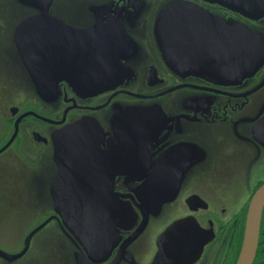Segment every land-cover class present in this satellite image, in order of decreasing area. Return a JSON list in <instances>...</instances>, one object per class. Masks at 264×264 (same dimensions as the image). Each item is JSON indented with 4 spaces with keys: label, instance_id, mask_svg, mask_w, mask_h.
Here are the masks:
<instances>
[{
    "label": "flooded vegetation",
    "instance_id": "1",
    "mask_svg": "<svg viewBox=\"0 0 264 264\" xmlns=\"http://www.w3.org/2000/svg\"><path fill=\"white\" fill-rule=\"evenodd\" d=\"M15 1L26 7L28 13L8 21L9 34H0V176L4 173L1 160L9 159V155H14V160L24 165L22 169L16 168L20 175L22 171L27 174L29 170L38 169L44 161L52 164L48 172V198L52 210L29 230L25 240L31 231L52 218L47 225L58 222L61 231L73 242L76 235L56 210L57 194L53 190L56 191L60 184H98L102 187L106 184L112 187L115 196L117 194L130 204L132 214L137 213L138 220L130 228L120 230L117 241L115 232L105 250L88 253L85 249V255L94 259L95 264H111L117 259L120 260L118 264H158L159 261L160 264H237L250 203L264 185V64L252 76L229 78L230 81L225 82L206 77L194 67L175 68L159 49L154 27L159 11L172 1L219 16L228 24L233 20L245 23L262 34L264 16L252 19L205 0H65L60 4V10L78 14L77 17L71 13L76 18H69L62 11L57 13L58 0H52L48 5L40 1L34 5ZM8 8L0 1V17L8 14ZM30 16L37 17L32 30L37 48L45 53L41 65L47 71L56 64L54 56L63 51H68L66 54L71 58L88 52L87 41L93 35L86 34L87 29L99 24L100 20L112 19L110 21L116 22V34L121 32L119 26L122 25L130 37L141 21L143 38L139 42L133 37L138 46L137 54L123 58L129 78L117 85L115 81L111 82L112 88L95 94H80L70 81L63 79L52 86L49 84L56 91L51 96L26 95L24 81L15 76L19 70L27 73L20 51H23L21 42L25 33L19 34L18 49L16 29ZM0 20V23L5 22L3 18ZM2 29L0 24V32ZM32 30H28L26 38ZM73 30H81V34ZM92 32L102 36L103 28L97 27ZM4 38L12 40L13 59L6 56ZM36 55L38 61H35L41 66L40 55ZM30 83L35 87L33 82ZM179 94L185 97L176 100L175 96ZM131 106L148 108V124L142 125L148 131L138 132L143 134L133 142L134 154L129 166L123 167L139 173L116 175V167L121 164L116 165V133L109 131L108 125ZM89 117L98 120L103 127L102 132L91 134L101 136L84 141L86 147L81 148V154L77 153L78 149L71 148L75 154L62 155L65 148L59 147L62 141L58 140L61 130ZM128 144L125 142V146ZM245 157L249 159L248 164L243 160ZM235 161L247 167L234 166ZM67 164L74 170L68 172ZM230 167H237L238 184L235 187L227 182L232 176ZM144 169L149 172L173 170V175L186 169V173L179 180L180 189L175 199L164 204L159 213L151 214L147 226L137 233L142 223L140 187L147 182ZM42 175L38 178L39 183ZM168 177L165 183L170 181L169 173ZM64 196L63 193L61 197ZM92 196L103 200V195ZM168 212V220L153 223ZM178 219L185 220L178 244L172 248L162 240L169 249L164 252L159 237ZM151 224L156 225L151 227L149 234ZM143 235L147 239L138 243ZM80 245L84 249V245ZM75 247L78 249L79 246L75 244ZM0 249L18 253L2 246ZM252 264H264V207Z\"/></svg>",
    "mask_w": 264,
    "mask_h": 264
},
{
    "label": "water",
    "instance_id": "2",
    "mask_svg": "<svg viewBox=\"0 0 264 264\" xmlns=\"http://www.w3.org/2000/svg\"><path fill=\"white\" fill-rule=\"evenodd\" d=\"M22 1L32 5L39 1L44 5L52 2V0ZM205 1L217 3L252 19L264 16V0ZM181 3L172 1L164 6L158 13L154 27L158 47L172 66L175 68L184 66L189 69L194 67L202 71L201 74L206 77L217 78V80L225 82L230 81L227 80L229 78L252 76L264 64V34L256 32L245 23L234 21L232 24H228L219 16L201 12V10L187 7ZM36 18V16L27 17L16 29L18 49H20L19 34L25 33V39L21 42L23 51L21 49L20 51L28 73H26L27 79L28 81L30 79L29 82H33L35 85L33 87L35 95L42 98L53 95L56 91L49 87V84L52 86L54 82L63 79L70 81L74 85V90L80 94H95L112 88L111 82L115 81L117 85L124 78H129L123 58L137 54L138 46L135 38L130 37L122 25L119 26L121 30L119 34H116V22L110 21L112 19L109 18L90 26L86 34L93 35V37L87 41L88 52L83 51L76 58H71V55L66 54L68 51H63V53L54 56L56 64L47 71L43 70L41 65L45 53L42 49L37 48V42L34 40L32 28ZM97 27L103 28L102 36L96 34L98 33L95 32ZM28 30H32V32L26 38ZM93 30L95 33L92 32ZM73 32L76 31L73 30ZM76 33L81 34V30ZM122 50L123 52L120 53ZM125 50L126 52H124ZM36 53L40 55L38 59H40L41 66H38ZM84 54H87L85 58ZM131 107H128L121 116H117L116 121L110 125V131L116 133V165L118 162L121 164L116 167V175L138 172L123 169V167L129 166L130 158L134 154L133 142L143 134L138 132L148 131L142 126L148 124V113L146 112L148 108L146 106ZM102 131L103 127L100 122L91 117L64 127L58 136V140L62 141L59 147L65 148L62 155L75 154L74 150H70L71 148L78 149L77 153L81 154V148L86 147L84 141L91 140L93 136H101L91 134V132ZM117 141H119L118 144ZM127 141L129 144L125 146ZM67 166L68 172L74 170L68 164ZM105 172L110 171L106 170ZM144 172L147 174V182L140 187L142 205L139 208L142 211V223L137 233L142 232L147 226L151 214L159 213L164 204L175 199L180 189L179 180L186 173V169L178 171L175 175L172 173L173 170L167 172V170L158 169L149 172L144 169ZM168 173L170 181L165 183L169 178ZM111 188L106 184L104 187L98 186V184L82 186L60 184L56 186V191L53 190V193L57 194V199L54 202L56 210L61 214L67 227L78 238L72 236L74 244L79 246L76 264H95L93 258L92 261L91 257L85 255V249L88 253L105 250L115 232L117 241L120 230L130 228L133 222L138 220V214H132L133 209L130 204L122 197H118L117 194L115 196ZM62 192L64 197H61ZM92 195L95 197L103 195V200L93 199ZM263 207L264 185L256 191L250 203L243 246L237 264H252L254 260L258 247ZM51 219L28 234L26 244L20 252L10 253L0 249V256L8 261L22 258L29 251L34 235ZM184 222L185 220L182 219L175 220L159 237L158 242L164 252L169 249L165 248L162 240L169 247L176 248L177 238L181 233L180 228ZM133 239H129L127 244ZM80 244L84 245V249H81ZM119 262L120 260L117 259L111 264ZM160 263L159 261L158 264Z\"/></svg>",
    "mask_w": 264,
    "mask_h": 264
},
{
    "label": "rangeland",
    "instance_id": "3",
    "mask_svg": "<svg viewBox=\"0 0 264 264\" xmlns=\"http://www.w3.org/2000/svg\"><path fill=\"white\" fill-rule=\"evenodd\" d=\"M0 1L9 6L8 14L5 17H0L5 20L4 23H0L3 27L0 34L1 36H5L9 34L7 32L9 30L8 21L19 19L18 17L21 14L25 16L28 13V9L21 6L15 0ZM58 1L57 13L62 11L69 18H76L71 15V13L75 14L74 12L60 10V4L62 5L65 0ZM82 1L86 2V0ZM76 16L78 17V14ZM140 24L141 21L137 23L136 31L133 32V37L139 42L142 40L144 34L142 30L140 31ZM4 41L6 56L9 59H13L11 52L12 40L4 38ZM134 65H137V63L135 62ZM18 72L17 74L15 73V76L24 81L23 89H25V94L34 96L33 86L28 81L25 72L23 70H19ZM184 97L185 95L179 94L175 96V99L180 100ZM110 128V125H108L109 131ZM1 134L2 132L0 131V136ZM14 159V155H9V159L3 158L1 160V167L4 173L0 176V246L12 252H19L26 244L25 236L29 230L38 224L37 222L43 215L47 216L52 210V203L48 198V183L50 180L48 172L52 164L51 162L44 161L38 169L29 170L27 174L22 171L20 175L21 172L17 173L16 171L17 169H22L24 165L19 160L15 161ZM243 160L246 164L249 163L247 157L243 158ZM236 165H241L242 168L247 167V165L244 166L245 164L235 161L234 166ZM236 168L230 167L232 176L230 175L227 181L228 184L232 183L234 187L238 184V177L235 172ZM35 174L37 176L36 179ZM41 175L42 179H39V183L38 178ZM169 214L168 212L153 223L168 220L170 217L167 215ZM155 225H150L148 229L149 234L151 227ZM145 238L147 239L146 235H143L138 243L144 242ZM78 251L75 244L61 231L58 222H52L33 237L31 247L23 258L16 262H8L0 256V264H76V253Z\"/></svg>",
    "mask_w": 264,
    "mask_h": 264
}]
</instances>
